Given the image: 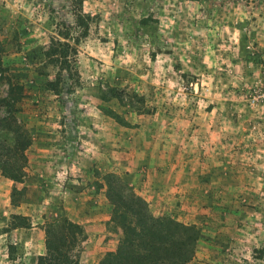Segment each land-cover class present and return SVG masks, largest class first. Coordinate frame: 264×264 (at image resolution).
<instances>
[{
    "label": "rangeland",
    "instance_id": "obj_1",
    "mask_svg": "<svg viewBox=\"0 0 264 264\" xmlns=\"http://www.w3.org/2000/svg\"><path fill=\"white\" fill-rule=\"evenodd\" d=\"M82 1L76 84L45 51L78 0H0V156L31 138L22 181L0 169V264H34L62 216L98 264L109 183L196 225L187 264H264V0Z\"/></svg>",
    "mask_w": 264,
    "mask_h": 264
},
{
    "label": "trees",
    "instance_id": "obj_2",
    "mask_svg": "<svg viewBox=\"0 0 264 264\" xmlns=\"http://www.w3.org/2000/svg\"><path fill=\"white\" fill-rule=\"evenodd\" d=\"M82 3V0H78V9L75 6L73 11L76 35L70 36L66 25L58 24L57 35L64 40L52 38L45 51L46 58L64 68L76 84L79 83V75L74 65L77 54L75 46L88 36L91 21V15L82 11ZM58 80L59 76L55 81H49L47 86L56 89ZM14 132L13 145L5 146L7 150L2 152L4 156H0V169L14 182H21L25 176L24 152L31 138L22 126H17ZM13 153L19 154L20 164L14 159ZM17 191L15 187L12 198ZM106 196L111 206L108 224L114 231L120 229V237L115 248L107 251L98 264H187L193 258L199 237L195 224L184 223L166 213L154 215L143 197L112 183L108 184ZM15 219L14 227L19 224L29 227L24 218L16 216ZM43 227L45 251L38 255L34 264H80L84 238L82 226L62 216L47 222Z\"/></svg>",
    "mask_w": 264,
    "mask_h": 264
}]
</instances>
